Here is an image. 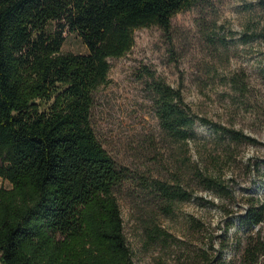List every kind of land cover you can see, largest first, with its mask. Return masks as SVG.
I'll use <instances>...</instances> for the list:
<instances>
[{
    "label": "trees",
    "instance_id": "obj_1",
    "mask_svg": "<svg viewBox=\"0 0 264 264\" xmlns=\"http://www.w3.org/2000/svg\"><path fill=\"white\" fill-rule=\"evenodd\" d=\"M206 1L0 0V177L10 184L0 189L1 264H135L117 193L124 170L93 125L96 93L136 30L170 31L177 14ZM66 30L88 52L63 53ZM146 84L165 140L188 143L208 122L156 73ZM183 171L229 193L203 169ZM184 178L154 188L171 205L187 201ZM240 221L250 230L241 264H264V200L252 198Z\"/></svg>",
    "mask_w": 264,
    "mask_h": 264
},
{
    "label": "rangeland",
    "instance_id": "obj_2",
    "mask_svg": "<svg viewBox=\"0 0 264 264\" xmlns=\"http://www.w3.org/2000/svg\"><path fill=\"white\" fill-rule=\"evenodd\" d=\"M263 22L260 0H208L177 14L170 31L136 30L133 49L110 59V82L96 93L92 120L124 170L117 193L135 264L242 263L250 230L240 217L252 198L264 200ZM64 35L63 53L88 52L76 33ZM148 71L180 88L192 112L208 120L188 143L163 138ZM186 164L229 193L201 184L183 171ZM177 175L193 196L171 205L154 185ZM1 188H10L2 177Z\"/></svg>",
    "mask_w": 264,
    "mask_h": 264
}]
</instances>
